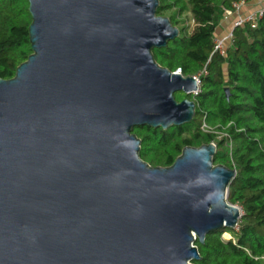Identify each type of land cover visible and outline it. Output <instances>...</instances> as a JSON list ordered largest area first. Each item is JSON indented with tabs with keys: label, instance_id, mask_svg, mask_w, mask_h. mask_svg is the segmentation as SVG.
<instances>
[{
	"label": "water",
	"instance_id": "obj_1",
	"mask_svg": "<svg viewBox=\"0 0 264 264\" xmlns=\"http://www.w3.org/2000/svg\"><path fill=\"white\" fill-rule=\"evenodd\" d=\"M28 1L32 54L0 79V264H194L240 223L237 171L213 142L152 166L133 132L196 116L175 94L197 79L153 53L180 28L160 0Z\"/></svg>",
	"mask_w": 264,
	"mask_h": 264
},
{
	"label": "trees",
	"instance_id": "obj_2",
	"mask_svg": "<svg viewBox=\"0 0 264 264\" xmlns=\"http://www.w3.org/2000/svg\"><path fill=\"white\" fill-rule=\"evenodd\" d=\"M234 0H160L157 14L181 30L168 46L154 49L157 62L171 71L193 76L207 66L201 92L175 98L196 102L191 123L167 130L135 127L142 140L141 157L152 166H171L187 146L217 145L215 164L237 171L228 188V202L242 210L236 229L223 228L196 245L194 264H264V18L234 30L235 41L225 57L213 54L216 30ZM189 12L192 30L178 18ZM28 0H0V79H11L32 54ZM229 89L230 94L226 92ZM210 128L202 129V125ZM225 234L231 235L226 239Z\"/></svg>",
	"mask_w": 264,
	"mask_h": 264
},
{
	"label": "built area",
	"instance_id": "obj_3",
	"mask_svg": "<svg viewBox=\"0 0 264 264\" xmlns=\"http://www.w3.org/2000/svg\"><path fill=\"white\" fill-rule=\"evenodd\" d=\"M247 0H234L232 3V8H233V13L236 14V18L233 23V29L230 31L225 37L220 38L215 36L213 43H214V48H213V54H219L223 57L227 55V49L233 45L235 41V36H234V30L236 28L242 27L246 24H249L252 28H256L259 21L264 18V6L261 7L257 12L254 13H249L247 15H242L241 10L243 6L246 4ZM176 74H182V70L178 69L175 71ZM207 74V66H205L199 73L196 75H193L195 79H197V85L198 89L193 93V95H197L201 92V79L202 76ZM202 129L204 131H208L210 128L204 123L202 125ZM239 207L238 205H236ZM241 210V208L239 207Z\"/></svg>",
	"mask_w": 264,
	"mask_h": 264
},
{
	"label": "crops",
	"instance_id": "obj_4",
	"mask_svg": "<svg viewBox=\"0 0 264 264\" xmlns=\"http://www.w3.org/2000/svg\"><path fill=\"white\" fill-rule=\"evenodd\" d=\"M264 6V0H247L246 4L243 6L241 10L242 15H247L249 13L257 12L261 7ZM236 18V14L233 11H227L224 14L223 19L221 20L215 36L223 38L233 29V23ZM182 23H185L189 30H192L194 26V20L191 18L189 12H185L180 15L178 18Z\"/></svg>",
	"mask_w": 264,
	"mask_h": 264
},
{
	"label": "rangeland",
	"instance_id": "obj_5",
	"mask_svg": "<svg viewBox=\"0 0 264 264\" xmlns=\"http://www.w3.org/2000/svg\"><path fill=\"white\" fill-rule=\"evenodd\" d=\"M179 93H183V92H179ZM183 94H185V93H183ZM186 95H187V94H186ZM188 96H191V95H188ZM227 198H228V192H227ZM241 213H242V210H241ZM224 237H225L226 239H231V235H229V234H225Z\"/></svg>",
	"mask_w": 264,
	"mask_h": 264
},
{
	"label": "clouds",
	"instance_id": "obj_6",
	"mask_svg": "<svg viewBox=\"0 0 264 264\" xmlns=\"http://www.w3.org/2000/svg\"><path fill=\"white\" fill-rule=\"evenodd\" d=\"M175 73V72H174ZM193 95V94H192ZM241 215H242V213H241Z\"/></svg>",
	"mask_w": 264,
	"mask_h": 264
}]
</instances>
